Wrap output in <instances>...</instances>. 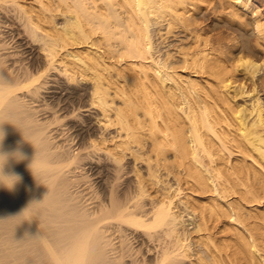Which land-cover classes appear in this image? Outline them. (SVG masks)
I'll return each instance as SVG.
<instances>
[{
	"label": "bare ground",
	"instance_id": "1",
	"mask_svg": "<svg viewBox=\"0 0 264 264\" xmlns=\"http://www.w3.org/2000/svg\"><path fill=\"white\" fill-rule=\"evenodd\" d=\"M0 1H3L2 8L16 12V18L21 20L26 38L31 43L30 58L26 63L21 62L19 67L9 63L7 55L3 56L0 52V127L8 133L3 141L4 148L14 149L19 142L28 156L19 163L9 161L6 166V170L10 167L23 179L14 191L0 188V214L2 212L4 220L2 226L3 223L10 224L12 235L19 236V241L23 240L19 242L12 238L13 244L24 243L21 246L25 259L40 257V264L195 262L191 260L186 263L184 259L187 248L177 227V217L171 213V203L152 201L150 208L145 207L142 197L147 188L138 172L136 178L120 179L122 158L101 143L91 140L87 143L91 126L85 123L82 110L75 113L73 122L70 121L77 148L86 142V146L92 147L87 152L89 155L92 151L104 149L107 152L99 153L115 165V172L114 178L104 184L106 195L95 206H85L73 193L70 186L79 177L68 175V171L72 170L70 167L73 165L80 166L81 158L77 152L60 149L55 144L53 135L47 129L49 124L35 116V106L28 101H36L35 98L45 88L44 84L49 81L48 74L40 69L39 59L44 57L42 59L51 65L50 69H58L55 73L59 76L56 80L59 86L72 89L71 86L76 85L73 81L77 80L81 86L92 89L87 93L88 101L100 107L101 111L94 109L96 115L100 112L110 119L108 97L113 86L117 95H123L124 104L116 108L114 119L125 130L124 142L130 144L132 141L141 143L150 140L158 157L172 150L180 171L186 176L185 180L203 192L217 191L210 182V175L198 165V151L201 150L214 163L213 174L220 179L222 188L219 196L232 187L230 180L234 187H239L240 197L235 198L236 202H223L215 195L206 196V199L186 200L187 206L195 212L197 230L209 229L210 222H213V227L219 226L217 232L203 235L202 242L209 256L200 257L196 264H264V256L258 254L261 251L264 255V210H248L249 216L244 220L246 224L243 228H232L231 223L232 215L241 216L247 203L264 199V128L261 131V128L255 130L247 127L243 114L229 100L225 88L229 84L230 66L234 61L232 63L221 55L213 54L206 44L203 47L199 45L200 48L191 50L185 61L206 76L201 82L188 78L181 86V80L175 79L174 85L167 84L160 77L159 70L152 71L142 60L138 64L131 60L146 58L151 48L149 13L155 12L164 17L170 15L173 21L182 20L191 0H57L55 10L64 15L62 22L58 20L60 24L55 19L58 13L46 19L48 14L44 10L49 12L52 9L51 0L46 1L48 3L39 0V9L21 0ZM239 2V6L237 3L232 5L234 12H238L239 7L249 9V0ZM115 5L126 13V21L122 18L126 23L125 28L120 30L116 28L118 19L116 30H113L110 16L103 13L105 8ZM251 12V22L258 39H261L264 37V23L258 17V11ZM100 30L109 41L115 33L120 32L116 38L125 65L118 64L113 68L99 54L91 52H75L76 60L72 59L71 63L59 58L61 49L88 42ZM36 42L39 44L36 45ZM41 50H44V54ZM246 63L252 64L250 60ZM179 86L187 93L189 110L186 115L180 110ZM81 90L76 88L77 92L85 95L86 91ZM78 108L81 105L70 110ZM59 118L60 115L56 117ZM260 119L263 121L262 115ZM234 150L242 155L232 160ZM111 225L120 230L131 229L145 238L149 237V240L157 239L159 243L155 246L161 248L152 259L139 261L112 257L108 248L110 240L105 234ZM9 243H5L6 247Z\"/></svg>",
	"mask_w": 264,
	"mask_h": 264
},
{
	"label": "rangeland",
	"instance_id": "2",
	"mask_svg": "<svg viewBox=\"0 0 264 264\" xmlns=\"http://www.w3.org/2000/svg\"><path fill=\"white\" fill-rule=\"evenodd\" d=\"M21 1H25L24 3L26 4L31 3L29 5H32L33 8L36 7L35 9L41 7L39 0ZM51 1V12L49 11V13L48 10H44L45 14L49 15L46 14V19L52 17L50 16L51 14L58 13L55 19L57 18L56 22L60 24L59 21L62 22L64 15L55 10V8L57 9V0ZM239 1L245 0H191L188 2L189 10L185 13L184 19L176 21H173L170 15L164 17L155 12L149 13L151 48L146 58H131V60L134 64H138L142 60L145 66L151 67L152 71L159 70L160 77L167 84L174 85L176 84L174 80L177 79V81H182L181 83L183 84H180L182 86L185 85L188 78L201 82V79L206 74L203 75L195 71L189 61H185V57L192 52L191 50H195V47L197 49V47L200 48L206 44V47L210 48L213 54L221 55L229 62L233 63L234 61V64L230 66L229 84L225 88L226 93L230 102L238 109V112L243 114L241 116L247 127L255 130L256 128L258 130L261 128L262 131L264 128V37L258 39L254 25L251 22L253 15L251 14V10L258 11V17L264 23V0H249V9L237 8L242 17L240 14L237 15L238 12H234L235 7H232L234 3H237V6H239ZM2 2L0 1V52L4 54L3 56L7 55L9 63H13L12 65L15 64L14 66L19 67L22 63H26L29 60L31 43L26 38L21 20L16 18V12L10 10V8L7 10L4 7L2 8ZM55 5L56 7H54ZM98 10L100 11V9ZM121 11L122 9L118 5L107 7L103 11L104 14L108 13L110 16L112 21L110 26L113 30L125 28L126 13L124 10V13ZM116 20L120 24L119 22L117 24ZM119 35L120 32L119 34L115 33V38L113 37L109 41L102 36L100 30L94 33L88 42L69 45L67 46L68 48L61 49L59 58L67 60V63H71L70 61H73L72 59L76 57L74 55L75 52H91V54H99L113 68L117 67L118 64L123 66L126 63L123 58L124 56L121 54L122 49L118 44V38H116ZM38 44L36 42V45ZM41 52L44 54V50H41ZM42 58L44 59V57H40L41 60L39 59L40 69L48 74L46 76L49 78V81L44 84L45 88H42L39 96L35 98L36 101L32 102L29 96L27 98L30 100L26 97L25 100L27 99L30 105L35 106V116L49 124L47 129L49 134L53 135L55 144L60 149H66L70 152L74 151V153L77 152L79 158H81V165L78 167L73 165L70 167L72 170L68 171V175L79 177V180H74L70 187L73 193L78 196L77 198L80 202L84 205L86 204L89 208L90 206H95L94 204L98 203L106 195V185L104 184L106 182L109 183L114 178L113 173L115 172V165L110 163L106 156L99 153L107 152L104 149H100L98 152L92 151L89 155L87 152L92 150V147L86 146V142L77 148V139L74 140L70 123L75 120V113L77 114L79 110H82L83 115L85 114L83 118L85 123L91 126L90 136H87V143L89 144L91 141L101 143L107 150L115 151L122 158L123 167L119 169V173L122 175L120 179L129 180V177L132 176L136 178L138 172V175L143 180V184L147 188L146 194L142 197V201L146 203L145 207L150 208L152 201L171 203V213L177 217V227L186 244L187 256L184 257L186 263L191 260L199 262L200 257L207 258L209 251L202 242L204 240H202L204 238L203 235L211 231L217 232L219 226L213 227V222H210L209 229L197 230V222L195 223L194 220L195 212L187 206L186 200H192V198L206 199V196H219L222 192L220 179L213 174L215 171L213 167L214 163L210 161V157L203 151H198V165L202 166V169L210 175V182L215 186L217 191L203 192V190L196 188L192 182L185 180L186 176L180 171L181 169L175 161L172 150L158 157L150 144V140L141 143L132 141L130 144L124 142L125 130L121 129L120 123H117V120L114 119L116 108L124 104V98L123 95L115 93L114 86L110 89L111 94L108 97L110 119H106L100 112L96 115L94 109L100 110V107L92 105L88 101L87 93L92 89L89 90L88 87L81 86L77 80L73 81L76 85L71 86L72 89L64 85L59 86L56 83L59 76L55 73L58 69H50L51 65L46 63V60ZM247 60H250L252 64H247ZM56 63L59 64L60 62ZM62 64L60 63L59 65ZM178 75L180 78H178ZM90 82L88 81V83ZM181 86H179L177 94L182 101L180 102V110L186 115L189 110V102L186 96L187 93H185ZM77 87L80 90L82 89L81 92L85 90V95L77 92ZM77 90L79 91V89ZM78 105H81V108L75 111L70 110V108L72 109ZM58 115H60V118L56 119ZM260 115H262L263 121H261ZM260 122L263 124L261 125ZM241 155L242 153L234 150L231 154V159H237V156ZM94 165L95 167L92 168ZM229 184L232 185L231 189L228 188V190H225L224 195L221 194L219 196L223 202H234L235 198L240 197L239 187H234V183L231 180ZM246 205L247 208L244 209L241 216L232 215V228H243V225L246 224L244 220L249 216L248 210H256V208L264 210V199L255 200ZM1 215L2 212L0 214V219H2L0 221V226L2 227H0V264H40V257L25 259L22 256L24 248L21 245L24 243L22 242L19 245L14 242L13 244V237L15 235H12L10 224L3 223L2 226L4 220ZM4 224L6 225L4 226ZM9 233L11 234L10 236L8 235ZM105 234L110 240V244L108 245L109 255L118 257V259L122 257L124 260L137 259L141 261L143 258L152 259L156 255L158 248H161L160 246H155L156 243H159V240H155L154 238L149 240V237L145 238L131 229L120 230L118 227L111 225ZM17 239L19 241V236L15 237L14 241ZM20 241L23 240L20 239ZM5 243H9L10 245L6 247L7 244ZM23 252L26 253L25 251ZM260 252L258 254L264 256ZM195 262L193 264H196Z\"/></svg>",
	"mask_w": 264,
	"mask_h": 264
},
{
	"label": "clouds",
	"instance_id": "3",
	"mask_svg": "<svg viewBox=\"0 0 264 264\" xmlns=\"http://www.w3.org/2000/svg\"><path fill=\"white\" fill-rule=\"evenodd\" d=\"M7 135L8 133L6 129L0 127V188H6L9 191H14L16 185L22 182L23 178L20 174L11 170L10 167H8L6 170V166L9 165V161H15L16 163H19L25 159H28V156L23 151L19 142L14 149L6 150L4 148L3 141ZM29 167L32 170L31 165Z\"/></svg>",
	"mask_w": 264,
	"mask_h": 264
}]
</instances>
